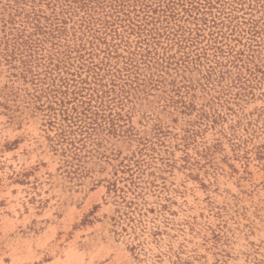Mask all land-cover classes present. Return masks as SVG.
<instances>
[{
    "label": "rangeland",
    "instance_id": "374dc122",
    "mask_svg": "<svg viewBox=\"0 0 264 264\" xmlns=\"http://www.w3.org/2000/svg\"><path fill=\"white\" fill-rule=\"evenodd\" d=\"M0 264H264V0H0Z\"/></svg>",
    "mask_w": 264,
    "mask_h": 264
}]
</instances>
